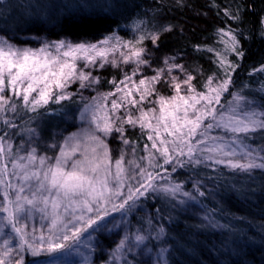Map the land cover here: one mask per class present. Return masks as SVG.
<instances>
[{
	"label": "snow or ice",
	"instance_id": "obj_1",
	"mask_svg": "<svg viewBox=\"0 0 264 264\" xmlns=\"http://www.w3.org/2000/svg\"><path fill=\"white\" fill-rule=\"evenodd\" d=\"M177 4L182 6L180 0ZM209 6H216L214 0H209ZM119 7L120 0H103L97 5L91 0H76L75 3L68 0L62 3L29 0L25 10L14 18V25L7 20L0 22V122L5 126V130H0V213L5 214L0 216V264H26V255L31 257L27 264H60V258L67 249L77 246L75 250L79 252L80 245L90 253L95 252L92 241L97 240V234L113 233L136 210L141 198H148L159 191L174 198L185 197L188 201L205 197V191L200 190L201 187L207 188L203 180L193 181L192 189L196 192L193 195L192 191L183 190L182 183L158 185L156 182L165 177L159 172L154 174L150 169H163L169 181L171 175L166 165H172L173 173L186 166H192L193 170L200 165L210 167L209 161L249 174L254 169L264 170V155H261L264 144L253 148L246 143L252 139L253 133H259V139L264 141V95L257 100L249 99L239 91L229 93L232 99L228 106L221 105V97L229 92L233 73L240 67L227 58L228 54H235L241 60L245 56L241 45L243 33L231 26L218 30L220 41L225 46L223 53L207 49L215 51L223 78L209 77L204 85L206 91L202 92L197 91L192 83L195 77L187 74L182 63L175 62L182 55L179 51L176 55L161 58L165 67L155 69L156 75L140 79L138 84L133 81L142 67H151L154 57V52L144 46V41H151L158 51L162 36L183 31L176 25H159L156 31L142 32L135 41H125L112 32L96 42L74 43L59 39L45 41L39 48L19 46L14 42L21 39L17 29L27 33L42 31L49 24L62 29L68 25L98 24L109 19ZM242 11L239 6L235 10L224 9L225 16L234 21H242ZM136 27L139 28V24ZM116 53L123 63H134L135 68L131 75L125 73L119 83L111 81L115 92L104 93L100 99L94 97L92 104H84L79 119L90 125L88 129L65 137L55 157L38 154V148L31 146L35 143L32 137L38 140L40 136L36 129H27L30 146L23 155L20 154L23 142L16 152L13 151L10 131L16 125L5 115L17 112L13 96L32 113L50 103L60 105L62 101H70L77 93L83 99L81 90L100 83V77L93 75V69L104 68L106 64L119 66L115 58L110 59ZM173 71L185 73V77L170 75ZM253 71L264 72V64ZM166 73L169 79L164 81ZM162 81L171 87L174 95L159 96L158 109L145 111L140 108L138 116H133L130 111L126 117L117 114L121 108L140 105L156 92L155 85ZM76 83L79 84L77 92L69 91L70 86ZM128 83H133V87L129 88ZM6 92L11 95H6ZM117 93L120 94L118 99H113L109 108L108 98ZM133 93H138V98ZM259 93L264 94V83L260 85ZM125 125H139L141 129L149 130L147 139L151 141L150 147L144 146L147 155L139 158L145 162L144 166L133 159L128 162L131 171L125 165L123 153L119 159L112 160L106 142L107 137L113 136L123 144H129L125 138ZM217 128L231 133V137L212 135V130ZM47 147L56 150L57 144H48ZM207 179L215 180V177ZM232 188L238 195L245 191L235 185ZM179 203L186 201L181 199ZM117 212L120 213V223L112 215ZM159 217V209L156 217L146 220L141 217V227L134 233L125 231L103 264H148L139 257L152 252L146 242L153 241L157 242L158 248L155 257L160 264H169L168 256L173 249L168 240L175 241V237L168 236ZM234 219L240 223L245 220L243 216ZM154 220L157 223L154 224ZM204 221L196 227L221 229L226 234L224 240L214 245V254L218 253L220 264L225 261L233 264V256L238 257L241 264L250 259L245 244L252 237L231 223L217 221L214 211L206 213ZM167 222L173 223L171 215ZM259 227L260 235L264 237V221ZM161 244L166 246L161 247ZM84 259L86 264H92L90 255Z\"/></svg>",
	"mask_w": 264,
	"mask_h": 264
},
{
	"label": "trees",
	"instance_id": "obj_2",
	"mask_svg": "<svg viewBox=\"0 0 264 264\" xmlns=\"http://www.w3.org/2000/svg\"><path fill=\"white\" fill-rule=\"evenodd\" d=\"M56 2L62 3L64 0H56ZM68 2L75 3L76 0H68ZM28 3L29 0H0V22L7 20L9 24L14 25V18H18ZM91 3L97 5L103 3V0H91ZM180 4L182 6H178L177 0H120L117 12L98 24L68 25L63 29L49 24L42 31L27 33L17 29L21 37L18 41L24 45L26 42L23 39L30 35L49 40L97 41L112 32L127 38L132 36L135 26L140 21L148 23L149 32L156 31L162 24L176 25L183 31H173L162 36L159 52L173 56L179 51L182 55L178 56L175 62L182 63L195 77L193 82L197 91L202 92L206 90L204 85L209 77L214 75L217 79L223 78V70L219 68L215 55V51L223 53L225 48L220 41L218 30L231 26L243 33L241 45L245 56L241 60L235 54H228L229 60L240 65L233 73L230 90L232 93L239 91L249 99L259 100L260 95H264L259 93V87L264 83V72L253 69L264 64V36L261 35L264 33V22H262L264 0H214L216 6H209V0H180ZM237 6L243 10L242 21H234L225 16V7L235 10ZM208 48L215 51L210 52ZM102 74L107 76V81L115 75L121 77L120 71H112V69H106ZM244 85L247 87H243ZM165 88V85L160 87L161 90ZM161 96L168 97L165 94ZM12 102L17 105V112H8L5 115L16 125V128L10 131L13 151L18 150L21 142L24 143V148L20 151L21 155L30 146V133L27 129H36L40 134L38 140L32 137L35 143L31 145L36 146L38 152L52 143L57 144V149L53 151L58 152L59 144L63 139L78 130L79 114L86 104L83 99L73 96L70 101H62L60 105L50 103L39 109L37 113H32L23 107L22 101L17 97L13 96ZM125 128L127 130L125 138L133 145L135 151L142 153L145 151V145L150 147L151 141L147 139V129H141L139 125L135 127L125 125ZM0 130H5L2 122H0ZM251 135L252 139L246 141L250 147L255 148L264 144V141L259 139V133ZM207 163L212 166L200 165L195 170L192 166H186L178 168L175 173L171 171L172 165H166L171 181L168 180L163 169L153 170L154 174L159 172L160 176L165 177L156 182L158 185L169 182L182 183L183 190L192 191L193 195H196L192 189L193 181L203 180L207 188L201 187L200 190L205 191V197H198V201H188L185 197L174 198L163 191L150 194L148 198H141L136 210L126 218L127 231L134 233L141 227V217L145 220L156 217L159 209V222L166 228L168 236L175 237V241L168 240V245L173 249L168 256L169 264H220L218 253L214 254V245L225 239L224 230H204L196 227L205 222L206 213L214 211L217 221L222 224L231 223L241 232L252 237L245 244L250 259H246L244 264H264V237L260 235L259 227L260 222L264 221V170L254 169L249 174L238 169L232 170L226 165H214L212 161ZM207 177H215V180H208ZM233 185L238 189L243 188L244 193L236 194ZM181 199L186 203L180 204ZM118 214L120 213L112 215ZM169 215L173 217L172 224L167 222ZM239 216L245 218L243 223L234 219ZM153 223L157 221L154 220ZM111 237L110 234H98L94 264H103V261L108 259L111 249L117 243ZM146 243L155 251L158 250L157 242ZM76 247L67 249L61 260L70 257L73 261H77L81 254L75 250ZM139 260L142 261V257H139ZM224 264L228 262L225 261ZM233 264H241L240 259L233 256Z\"/></svg>",
	"mask_w": 264,
	"mask_h": 264
},
{
	"label": "rangeland",
	"instance_id": "obj_3",
	"mask_svg": "<svg viewBox=\"0 0 264 264\" xmlns=\"http://www.w3.org/2000/svg\"><path fill=\"white\" fill-rule=\"evenodd\" d=\"M138 24H139V28H137L135 26V29L132 32L133 33L132 36L127 37V38L126 37H122L120 35H118V36H120L125 41H128V40L135 41L137 39V37L142 32H149L148 23L143 22V23H138ZM30 36L39 37V39H29L28 38L29 36H26L23 39V41H25L26 44L23 45L18 40L14 41V42L17 43L19 46H27V47H32V48H39V47H41L43 45V43L45 41H48V42L56 41V40H49L48 38L46 39V38H43V37H40V36H37V35L36 36L30 35ZM67 40H70V39H67ZM81 41H85V40H78V41L72 40V42H74V43L75 42H81ZM88 42H96V41H89L88 40ZM144 46L147 47L150 51L157 52V54H154V57H153L152 62H151V67H147V66L142 67V70L135 77H133V81L136 84H138L140 79L156 75L155 69L165 67V65L162 63V59L161 58L164 57V56H168L166 52H161V51L159 52V50L156 51L153 48V45H152L151 41H149V40H145L144 41ZM123 51H127V49H123ZM112 58H115L118 61V64H119L118 67L117 66H113L112 64H106L104 68L93 69V75L100 77V83L95 85V86H93V87H91V88H87V89L81 90L82 96H83V100L85 101V103L92 104L94 97L97 98V99H100L101 95L104 94V93L115 92V87L111 83V81L115 80L117 83H119V81L124 79V74L125 73L131 75L132 70L135 68V64L134 63H131V62L128 63V64L123 63L122 60L120 59L119 53H116L114 55V57L110 56V59H112ZM80 65H81V67L83 66V61L80 62ZM106 69H110V70L112 69V71H117V70L120 71L121 72V77H118V76L115 75V76L111 77V79H109L107 81V76L102 74V72L104 70H106ZM186 72H187V74H190V72H188L187 70H186ZM170 75H173V76L179 75L181 79H183L185 77V73H181L179 71H173ZM168 79H169V74L166 73V75L164 77V81H167ZM216 80H219V79L216 78ZM216 80H214L213 83H215ZM192 83L194 84V82H192ZM163 85H165L166 88L164 90H161L160 87L163 86ZM127 86L129 88H131V87H133V83H128ZM155 87H156V92L153 93L152 96L148 97V99H146L145 101L141 102L140 105H137L135 107L129 105L128 108H121L119 110V113H117V114L120 115V116L126 117L127 114L130 111L133 116H138L140 108H143L145 111H148L149 109H152V108L158 109L159 108V103H158V100H159L158 97L159 96L165 94V95H168V97H170V96L174 95V92L171 89V87L167 86L163 81L160 84L155 85ZM78 88H79V84L76 83V84L71 85L68 90L73 92V93H76ZM196 89H197V87H196ZM229 93H232L230 88H229V92L224 93L223 96L221 97V105H224L225 108L228 106V101H230L232 99V97H231V95ZM6 95H11V93L10 92H6ZM119 95L120 94L117 93L116 96H110L108 98V107L109 108L111 106V101L113 99H118ZM133 95L136 96V98H138V96H139L138 93H133ZM74 96H78L79 98H81V95L79 93H77ZM216 107L218 109H220V105H217ZM208 122L209 121H205V123H208ZM78 125H79L78 130L73 132V133H80L82 130L88 129L90 127V125L86 121H81L80 119L78 121ZM147 131H149V130H147ZM97 134L99 135V133H97ZM211 134L214 135V136H225L226 138H230L231 135H232L231 133H227L224 130L219 129V128L213 129ZM113 135L115 136V135H118V134H113ZM106 142H107L108 147L110 149V153H111V157H112L113 161H115L116 159H119L120 156H121V153H123L124 154L125 165L129 167L130 171H131V166L128 164V162L133 160V159H135L138 162H140L142 167L144 166L145 162L139 161V158L147 155V151L146 150L144 152H142V153L141 152H137V151L133 152V148L134 147H133V145L131 143L123 144L118 139H114L113 136L107 137L106 138ZM45 153L48 156H50V157H55L58 154V152H55L53 150L51 151V149L49 150L47 147H43L42 150H40L38 152V154H45ZM158 160H159L160 163H163L162 158L158 157ZM151 170L152 169H150V171ZM155 170H157V169H155ZM3 215H5V214L4 213H0V216H3ZM113 217L116 218V222L117 223H120V214H118L117 216H113ZM36 219L38 221V219H39L38 215H37ZM45 223H47V222H45ZM5 231L7 232L8 230L6 229ZM125 231H127L126 221L124 223H120V227L118 229H116L113 233H111L110 237L112 236L111 238L113 239V241L115 240L116 242H118L123 237ZM105 235H108V234H105ZM97 241H98V234H97V240L92 241L93 246L95 247V249L98 248L96 246L97 245ZM73 247H75V246H73ZM147 247H150V246L147 245ZM79 248H80L79 252H80L81 255L79 256L77 261H73L72 259H70V257H65L62 260L60 258V264H86V261H85L84 257L85 256H89V255H90L92 264H94L95 263V256H96L95 253H96V251L90 253V250L85 248L83 245H80ZM155 253H156V251L152 248V252L151 253H148L147 255L140 256V257H142V261L143 260L148 261V264H158V261H157L158 259L155 257ZM30 259H31V257L26 255V257H25L26 264H27V261L30 260Z\"/></svg>",
	"mask_w": 264,
	"mask_h": 264
}]
</instances>
